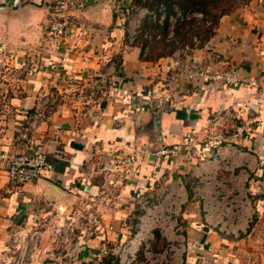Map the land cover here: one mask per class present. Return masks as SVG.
Masks as SVG:
<instances>
[{"label":"crops","instance_id":"obj_1","mask_svg":"<svg viewBox=\"0 0 264 264\" xmlns=\"http://www.w3.org/2000/svg\"><path fill=\"white\" fill-rule=\"evenodd\" d=\"M17 2L0 0V153L41 152L52 169L12 185L0 164V252L27 236L35 239L28 264L62 260L52 228L71 222L81 251L66 264H97L100 249L133 234L143 195L160 205L157 215L180 205L172 234L181 264H264V104L256 89L188 80L175 70V50L157 56L137 38L129 43L131 0H78L68 12L75 27L59 37L49 35L42 0ZM197 43L181 57L185 71L232 67L241 80L262 78L264 0L222 16ZM95 78L108 81L99 98L85 89ZM51 96V114L20 140L27 116ZM226 109L238 121L222 133L215 115ZM188 132L191 147L182 144ZM173 146L176 155L155 154ZM131 155L132 167L117 166ZM165 245L154 231L153 250Z\"/></svg>","mask_w":264,"mask_h":264},{"label":"built area","instance_id":"obj_2","mask_svg":"<svg viewBox=\"0 0 264 264\" xmlns=\"http://www.w3.org/2000/svg\"><path fill=\"white\" fill-rule=\"evenodd\" d=\"M32 0H18L17 6H27ZM78 0H42L41 5L48 12L51 17L49 27V35L59 37L62 36L66 29L75 27L72 20H69L66 15L78 5ZM175 16L169 17V27L167 33V40L174 39V25L179 18H183L180 11L175 10ZM192 15H186L190 19ZM166 17L165 7L160 4L154 9H147L140 7L132 12L129 19L126 21V35L129 43L137 38L142 22L145 18L153 23L163 24ZM146 38H150L148 33H145ZM160 36L157 35V39ZM196 42V39H193ZM190 51L188 45L178 47L173 53L176 61L175 70L177 72H185V77L188 80L195 81L198 78H205L213 82H220L223 85L231 86L237 85L240 82L247 83L250 87L256 89L258 101L264 104V69L263 76L256 80H241L238 77L237 71L230 67L221 71H207L205 68L192 66V69L185 71V62L181 58L184 53ZM24 71L27 67H24ZM108 84L107 80L95 78L86 85V92L93 97H98V92L104 90ZM57 104V97L51 96L40 99L36 109L29 114L18 131V138L20 140H27L30 133L39 125V123L49 114H51L54 106ZM254 109L248 112L250 115L254 113ZM218 126L222 131L226 125L238 121L237 117H232L228 109L218 112L216 115ZM223 133V131H222ZM195 143L193 133H185L182 144L191 147ZM179 151L178 146L171 148H161L155 154L157 156L176 155ZM135 162V156L131 155L117 161V166L120 168H130ZM0 164L7 175L9 183L12 185H20L31 183L39 179L44 172L52 169V165L48 161L44 153H35L32 155L13 153H0ZM136 205L141 211L138 216L136 229L133 234L123 243L113 246H104L98 252L96 258L99 260L97 264H103V258L112 259L113 264H181V256L183 247L174 246V235L172 229L174 228L175 219L179 214L180 205H174L169 208L165 214L157 215L155 212L159 208V204H150L146 197L139 196L136 199ZM251 222L248 219L247 224ZM73 225L67 223L61 227H53L52 234L55 238L57 250H64V258L59 261L54 259L43 260L39 264H66L67 260L74 259L81 251L78 244L73 243L71 236ZM247 228V225L242 231ZM111 229V227H110ZM158 231L161 238H164L166 245L161 250H153L154 231ZM34 237H28L26 240L14 237L13 248L7 251L0 252V264H28L31 254L34 249ZM31 252L30 256L28 253ZM142 257V258H141Z\"/></svg>","mask_w":264,"mask_h":264},{"label":"trees","instance_id":"obj_3","mask_svg":"<svg viewBox=\"0 0 264 264\" xmlns=\"http://www.w3.org/2000/svg\"><path fill=\"white\" fill-rule=\"evenodd\" d=\"M250 1L252 0H131L129 6L132 11L140 7L154 9L160 4L165 7L166 17L163 24L153 23L145 18L137 36L138 41L142 42L143 48L146 46L147 51L158 50L157 56H164L171 54L177 47H182L183 45H188L191 49L195 44H187L186 42L192 41L193 35L196 36V40L200 38L199 34L201 31L197 29L196 20L194 17L187 19L186 15L199 12L203 15L204 21L207 18L211 19L212 24L217 26L222 16L248 4ZM223 4H226L225 8L220 9ZM175 10L180 11L183 18L177 19L174 25V39L167 40L169 17L175 16ZM216 10H219V12L217 13ZM211 30L212 27L205 30L208 35L201 38L203 41L212 35ZM145 33H148L150 38H146L144 36ZM157 35L160 36L158 39Z\"/></svg>","mask_w":264,"mask_h":264},{"label":"rangeland","instance_id":"obj_4","mask_svg":"<svg viewBox=\"0 0 264 264\" xmlns=\"http://www.w3.org/2000/svg\"><path fill=\"white\" fill-rule=\"evenodd\" d=\"M225 6H226V4H223L222 6H221V8L220 9H222V8H225ZM138 9V8H137ZM219 9V10H220ZM136 10V9H135ZM135 10H133V11H135ZM219 10H216L217 11V13L219 12ZM194 14H195V16H192V17H194V19L196 20V26H198L197 27V29H200L199 31H201V33L199 34V39L197 40L198 41V43L197 44H199V43H201L203 40L201 39V38H204L205 37V35L207 36L208 35V33H206L205 32V30H207L209 27H212V30H213V28H215L216 27V25H214V24H212V21H211V19H208L207 18V20L206 21H204V17H203V15L201 14V13H199V12H193ZM193 13H191V15L193 14ZM131 14V13H130ZM66 17L68 18V15H66ZM211 30V31H212ZM194 38H196V36L195 35H193L192 36V41H190V42H186L187 44H190V43H193V44H196V42H194L193 41V39ZM178 48V47H177ZM176 48V49H177ZM175 49V50H176ZM93 218V217H92ZM28 237L26 236V237H22V239H27ZM33 251L32 252H34V249H32ZM30 254H31V252H29L28 253V255L30 256Z\"/></svg>","mask_w":264,"mask_h":264}]
</instances>
